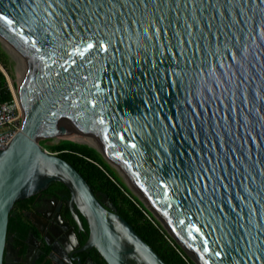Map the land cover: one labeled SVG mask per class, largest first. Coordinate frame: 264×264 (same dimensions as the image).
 Here are the masks:
<instances>
[{"label": "water", "instance_id": "obj_1", "mask_svg": "<svg viewBox=\"0 0 264 264\" xmlns=\"http://www.w3.org/2000/svg\"><path fill=\"white\" fill-rule=\"evenodd\" d=\"M0 49L22 106L0 149V264L13 205L53 182L82 250L165 264L38 137L97 151L200 264H264V0H0Z\"/></svg>", "mask_w": 264, "mask_h": 264}, {"label": "flooded vegetation", "instance_id": "obj_2", "mask_svg": "<svg viewBox=\"0 0 264 264\" xmlns=\"http://www.w3.org/2000/svg\"><path fill=\"white\" fill-rule=\"evenodd\" d=\"M92 192L105 208H109L103 195L111 199L105 193ZM10 212L13 221L9 229L6 226L3 264L27 261L64 264L60 258L67 255L75 259L73 264H105L94 248L82 250L89 228L63 185L50 183L45 189L17 201Z\"/></svg>", "mask_w": 264, "mask_h": 264}, {"label": "trees", "instance_id": "obj_3", "mask_svg": "<svg viewBox=\"0 0 264 264\" xmlns=\"http://www.w3.org/2000/svg\"><path fill=\"white\" fill-rule=\"evenodd\" d=\"M0 64L6 69V61L2 55H0ZM11 99L6 79L0 71V100L7 102ZM42 148L69 163L87 182L92 191L105 193L111 199L118 215L133 228L135 233L165 264H193L150 214L128 195L124 185L115 180L94 149L70 140H60L56 144L44 145ZM10 214L7 229L13 221ZM24 234L25 232L21 233V236L23 237Z\"/></svg>", "mask_w": 264, "mask_h": 264}, {"label": "rangeland", "instance_id": "obj_4", "mask_svg": "<svg viewBox=\"0 0 264 264\" xmlns=\"http://www.w3.org/2000/svg\"><path fill=\"white\" fill-rule=\"evenodd\" d=\"M0 55L3 56L4 60L6 61V69L3 67L7 77H8V81L9 84L8 87L11 88L12 92L14 93L15 97L17 98V100L19 101L18 98V87H19V82L16 78V75L14 73V70L10 64V62L8 61L7 57L5 56L4 52L0 49ZM14 85V86H13ZM37 142L40 144V146L44 147V145H51V144H56L57 142H59L60 140H63L61 138H37L36 139ZM68 140V139H67ZM72 141V140H70ZM75 142V141H73ZM78 143V142H76ZM81 144V143H79ZM84 145V144H83ZM87 146V145H86ZM89 147V146H88ZM93 149V148H92ZM47 151V150H46ZM48 152V151H47ZM97 152V151H96ZM98 153V152H97ZM99 154V153H98ZM100 155V154H99ZM102 161L107 165L110 174L115 178V180H117V182L121 183L122 185H124V187L127 190L128 195L134 199L138 204H140L152 217V219L154 221H156L160 227L162 228V230L168 235V237H170L177 245V241H175V239L171 236V234L168 232V230L166 229V226H164L163 222L160 219H157V217L154 215V212L151 211L147 205H145V203L143 202V200L132 190V188L130 187V185L126 182V179H124L117 171L116 169L102 156L100 155ZM184 255L193 263V264H197L196 261L192 260L189 258V256L183 251Z\"/></svg>", "mask_w": 264, "mask_h": 264}, {"label": "built area", "instance_id": "obj_5", "mask_svg": "<svg viewBox=\"0 0 264 264\" xmlns=\"http://www.w3.org/2000/svg\"><path fill=\"white\" fill-rule=\"evenodd\" d=\"M8 88L12 99L7 102L0 100V149L2 150L19 131L22 118V106L11 88Z\"/></svg>", "mask_w": 264, "mask_h": 264}, {"label": "bare ground", "instance_id": "obj_6", "mask_svg": "<svg viewBox=\"0 0 264 264\" xmlns=\"http://www.w3.org/2000/svg\"><path fill=\"white\" fill-rule=\"evenodd\" d=\"M131 187V186H130ZM132 188V187H131ZM132 190L136 193V191L132 188ZM137 194V193H136ZM138 195V194H137ZM139 196V195H138ZM140 197V196H139ZM141 198V197H140ZM142 199V198H141ZM143 200V199H142ZM144 201V200H143ZM144 203H145V201H144ZM146 204V203H145ZM147 205V204H146ZM147 207L151 210V211H153L148 205H147ZM154 212V211H153ZM154 215L157 217V219H159V217L155 214V212H154ZM161 220V219H160ZM162 221V220H161ZM163 222V221H162ZM163 224L165 225V223L163 222ZM166 226V225H165ZM167 227V226H166ZM168 228V227H167ZM168 230H170L169 228H168ZM170 232H172L171 230H170ZM172 235L178 240V242L182 245V247H183V249L186 251V252H188L191 256H192V258L196 261V263L197 264H200L196 259H195V257L191 254V252L184 246V244L175 236V234L172 232Z\"/></svg>", "mask_w": 264, "mask_h": 264}]
</instances>
